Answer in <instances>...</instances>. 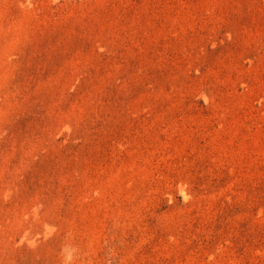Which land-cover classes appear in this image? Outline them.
Wrapping results in <instances>:
<instances>
[{
  "label": "rangeland",
  "instance_id": "374dc122",
  "mask_svg": "<svg viewBox=\"0 0 264 264\" xmlns=\"http://www.w3.org/2000/svg\"><path fill=\"white\" fill-rule=\"evenodd\" d=\"M0 264H264V0H0Z\"/></svg>",
  "mask_w": 264,
  "mask_h": 264
}]
</instances>
